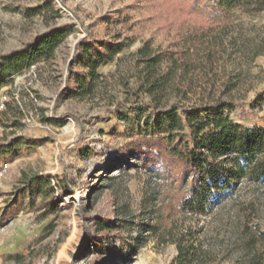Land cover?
Instances as JSON below:
<instances>
[{
    "label": "rangeland",
    "instance_id": "374dc122",
    "mask_svg": "<svg viewBox=\"0 0 264 264\" xmlns=\"http://www.w3.org/2000/svg\"><path fill=\"white\" fill-rule=\"evenodd\" d=\"M215 4L201 0L195 7L209 13ZM212 18L211 31L193 47L200 68L175 80L160 106H189L214 92L240 105L224 111L232 121L264 128V103H253L264 89V13L233 9ZM179 19L160 0H0V57L48 30L71 28L52 58L0 84V99L6 97L0 141L27 138L0 156V264H171L174 242L184 236L206 251L207 264H254L253 256L264 264V249L246 245L251 234L264 232V182L240 183L216 197L205 216H189L179 207L188 186L180 185L176 167L162 157L151 160L145 149L134 151L131 139L152 114L147 94L137 93L136 53L146 41L155 51L172 47L189 25L181 29ZM117 33L121 52L98 69L93 95L76 97L67 78L70 70L81 71L72 64L76 45L87 38L112 41ZM208 48L212 63L202 59ZM227 81L236 85L224 96ZM36 174L52 186L68 180L73 189L64 196L56 188L57 210L44 219V210L10 206L24 175ZM103 223L110 227L100 229Z\"/></svg>",
    "mask_w": 264,
    "mask_h": 264
},
{
    "label": "trees",
    "instance_id": "16d2710c",
    "mask_svg": "<svg viewBox=\"0 0 264 264\" xmlns=\"http://www.w3.org/2000/svg\"><path fill=\"white\" fill-rule=\"evenodd\" d=\"M200 1L160 0L170 13H177L184 18L179 19L181 29L185 22L188 21L189 25L166 51H155L149 41H146L137 51L135 60L142 66L141 84L137 93L140 96L142 92L147 94L150 99L147 106L151 108L152 114L147 117L146 129L131 139L137 147L134 151L144 155L142 150L145 149L151 160L157 161L162 157L176 167L180 185L184 189L188 186L179 200V207L189 216H205L216 197L232 194L240 183L254 185L264 182V128L244 127L224 114V111L236 109L240 105L211 92L208 100H201L200 103L193 102L184 106L173 102L167 108L160 106L164 94L175 80L186 79L190 72L200 68L193 47L195 42L201 41L211 31L209 28L213 22V12L230 13L233 9H238L248 14L264 13V0H215L216 4L209 8V13L204 12L207 7H195ZM109 20L112 21L111 18ZM121 20L126 21V17ZM70 31L69 26L48 30L22 48L1 55L0 84L25 67L52 58L56 47ZM113 37L117 41L121 39L119 33ZM114 40L92 42L87 38L78 42L74 53L77 60L72 64L81 71L70 70L67 76L74 81L76 97L93 95L101 80L98 69L109 64L122 50V43ZM262 53L263 45L253 57ZM213 56L212 50L208 48L202 59L206 63H212ZM235 85L230 81L223 83L220 94L227 96ZM253 103L257 107L262 106L264 89L256 94ZM15 124L16 120L13 121L14 126ZM25 141L27 138L24 136L0 141V156L13 152L25 144ZM20 182L22 186L17 189L10 206L44 210L41 213L42 219L57 210V189L64 196L73 194L68 180L57 181L52 186L51 180L36 174L24 175ZM27 197L30 202L25 204ZM36 197H40L37 204ZM102 226V230L110 227L105 223ZM184 237L174 242L177 257L171 264H207L206 251ZM246 245L255 252L264 249V232L258 230L251 234ZM10 258L17 261L21 259L19 256ZM252 260L254 264H260L255 256Z\"/></svg>",
    "mask_w": 264,
    "mask_h": 264
},
{
    "label": "built area",
    "instance_id": "2783aa9c",
    "mask_svg": "<svg viewBox=\"0 0 264 264\" xmlns=\"http://www.w3.org/2000/svg\"><path fill=\"white\" fill-rule=\"evenodd\" d=\"M6 106V97L3 96L2 99H0V111H3L5 109ZM6 165H4V167L2 168L4 170Z\"/></svg>",
    "mask_w": 264,
    "mask_h": 264
}]
</instances>
